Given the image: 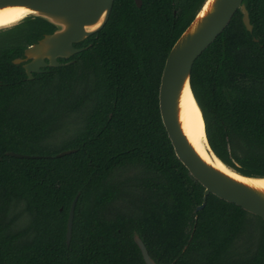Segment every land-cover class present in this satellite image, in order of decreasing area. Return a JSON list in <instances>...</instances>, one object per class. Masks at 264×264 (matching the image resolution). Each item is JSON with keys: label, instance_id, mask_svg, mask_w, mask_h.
Here are the masks:
<instances>
[{"label": "trees", "instance_id": "16d2710c", "mask_svg": "<svg viewBox=\"0 0 264 264\" xmlns=\"http://www.w3.org/2000/svg\"><path fill=\"white\" fill-rule=\"evenodd\" d=\"M140 1L113 0L70 63L31 79L13 59L54 26L0 28V264H145L134 233L155 264H264V220L211 193L195 210L203 186L160 118L164 60L204 0ZM242 2L251 31L237 9L189 83L215 155L264 176V0Z\"/></svg>", "mask_w": 264, "mask_h": 264}, {"label": "water", "instance_id": "95a60500", "mask_svg": "<svg viewBox=\"0 0 264 264\" xmlns=\"http://www.w3.org/2000/svg\"><path fill=\"white\" fill-rule=\"evenodd\" d=\"M134 1L137 6L141 3L140 0ZM112 2L113 0H0V8L23 6L30 11L28 15L40 17L54 26L52 32L44 33L41 38L27 46L23 50V56L13 59V62L21 63L28 79L33 77V72H40L42 67L70 63L71 60L62 63L57 59L68 58L84 49V47L74 46V43L82 41L104 25ZM237 9L241 12L245 28L251 31L248 12L242 0H204L202 2L164 60L158 86V108L176 157L189 174L203 186L202 201L195 210L204 206L206 196L211 193L264 220V188L236 178L205 161L186 137L179 118V98L186 83L193 96L189 77L194 60L224 29ZM205 139L208 152L231 172L250 179L264 178V176L245 175L228 167L215 155L208 144L206 135ZM70 151L73 149L63 150L55 156ZM7 154L17 157H39V155L13 151H7ZM75 201L76 197L71 202L66 220V244L69 243ZM133 239L140 249L145 264H155L136 233L133 234Z\"/></svg>", "mask_w": 264, "mask_h": 264}, {"label": "bare ground", "instance_id": "6f19581e", "mask_svg": "<svg viewBox=\"0 0 264 264\" xmlns=\"http://www.w3.org/2000/svg\"><path fill=\"white\" fill-rule=\"evenodd\" d=\"M30 11L23 6H6L0 8V28L10 26L20 19L24 18ZM179 118L182 129L194 147L195 151L208 163L225 171L226 173L239 178L243 181L264 188V178H246L231 172L217 158H214L207 150L206 139L204 134V123L201 111L195 102L187 83L184 85L179 98Z\"/></svg>", "mask_w": 264, "mask_h": 264}, {"label": "rangeland", "instance_id": "374dc122", "mask_svg": "<svg viewBox=\"0 0 264 264\" xmlns=\"http://www.w3.org/2000/svg\"><path fill=\"white\" fill-rule=\"evenodd\" d=\"M4 28V27H3Z\"/></svg>", "mask_w": 264, "mask_h": 264}]
</instances>
